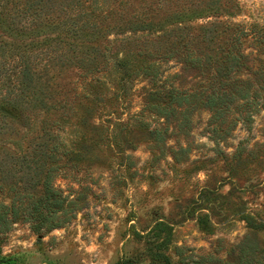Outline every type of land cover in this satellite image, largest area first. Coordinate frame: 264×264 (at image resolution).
Listing matches in <instances>:
<instances>
[{
	"label": "rangeland",
	"instance_id": "rangeland-1",
	"mask_svg": "<svg viewBox=\"0 0 264 264\" xmlns=\"http://www.w3.org/2000/svg\"><path fill=\"white\" fill-rule=\"evenodd\" d=\"M16 1L28 0H4L9 7ZM42 1L40 23L56 19L57 29L50 39L80 47L63 46L48 62L45 53L38 55L41 63L34 80L46 84L50 102L25 103L22 112L3 108L9 116L0 114V145L11 153L0 155V162L10 169L0 170V186L7 193L13 185L14 191L5 198L3 192L0 199L9 203L12 196L22 197L18 203L24 204L27 195L40 193L49 160L37 151L32 168L26 169L19 151L23 148L32 153L40 144V150L47 149L50 138L59 133L83 152L78 162L63 156L53 185L64 196L78 199L79 208L67 206L62 224L50 230L35 231L29 221L14 222L0 237V260L119 264L132 258V264H153L151 256L159 251L170 256L171 264H264V0H222L227 9L236 2L238 7L208 10L193 22L219 25L220 29L227 22L243 24L249 34L239 51L246 58L233 69V88L234 84L245 86L249 96L235 98L220 124L211 110L198 108L190 127L180 126L181 120L173 118L167 122L147 112L141 115L149 79L135 78L120 92L115 75L107 71L97 74L81 56L90 50L100 61L106 47L112 54L127 48L136 52L139 42H121L133 36L130 27H137L134 13L153 14L154 8L156 13L162 10L163 1ZM77 3L94 24L73 34L63 30L60 22L70 20L71 7ZM87 17L81 12L70 23L82 25L81 18ZM8 24V19L0 22V40L11 44L37 41L15 36L6 28ZM24 25L30 26V22ZM114 25L128 29L117 33ZM95 48L101 51L96 53ZM8 51L0 45V59ZM181 68L176 59L164 62L159 83L194 84L195 74ZM208 75L204 72L203 78ZM68 105L74 109V117L65 122L60 114ZM84 116L88 120L81 126ZM150 130L158 131L160 139H154ZM82 135L87 138L83 143L79 141ZM161 222L168 224L166 229Z\"/></svg>",
	"mask_w": 264,
	"mask_h": 264
},
{
	"label": "trees",
	"instance_id": "trees-1",
	"mask_svg": "<svg viewBox=\"0 0 264 264\" xmlns=\"http://www.w3.org/2000/svg\"><path fill=\"white\" fill-rule=\"evenodd\" d=\"M162 1V10L160 9L156 13L155 11L158 10L156 8H154L153 14H149L148 11L141 14L134 13L133 17L136 19L133 20V23L137 27H130L133 36L123 38L121 42H139L140 45L136 52L127 48L112 54L110 48L106 47L105 51L100 53L102 59L98 61V54L91 51V55L88 50V53L81 55L84 59L83 62L90 61L91 68L95 69L97 74L107 71L115 75L117 79L115 85L120 92L121 90L125 91L127 84L135 78L149 79L150 87H144V104L141 113L143 116L147 112L164 117L167 122L173 118L177 122L181 120L180 126L190 127L193 113L203 107L212 111L213 118L219 124L224 123L225 114L223 112L228 110L235 98L246 99L249 96V92L245 93V86L234 84L233 88V69L235 66L243 64L240 62L241 58H246L239 49L242 40L249 33L243 24L237 22L224 23L225 25L221 29L219 25L206 26L193 22L208 10L210 12L223 8L229 11L232 7H238V3L236 2L235 5L227 9L222 0ZM43 6L45 4L42 0H38V3L32 0L16 1L12 2L10 7L4 0H0V22L8 19L9 24L17 26L6 25L12 34L19 38L26 37L38 41H36L37 43L26 41L25 43L13 42L11 44L12 42L0 40V45L9 49L7 55L0 59V114L3 116H9L7 112L3 111V108L6 107L22 112L24 111L22 106L25 103L37 105L50 102L52 96L46 92V84L39 80V83H36L34 80V75L41 63V60L38 59L39 54L45 53L48 62L55 58L63 46L80 47L74 43H63L62 40L50 39L52 32H56L57 29L56 19H48L40 23L43 18L40 12L43 10ZM81 6V3H77L75 8L71 7L72 10L68 16L70 20L60 22L66 32L78 34L77 32L82 26L94 24ZM62 10H65V7ZM81 12L83 16L87 17L81 18L83 24L79 25V21L74 25L71 24ZM229 14L233 15V12L231 11ZM26 22H30V26H25ZM118 22L122 23V20ZM124 28L128 29L122 25L113 27L117 33H123ZM28 29H30L29 32ZM138 31L142 32L141 35L134 36ZM254 31L260 35L256 30ZM55 42L61 43L56 45ZM112 42L114 40H110V43ZM36 50L40 53H34ZM106 50L109 51V55L106 54ZM95 51L97 53L101 50L95 48ZM170 59L180 62L182 71L193 72L197 78L196 82L187 87L174 83H159L162 77L161 65ZM206 71L209 72V75L205 79L203 74ZM96 79L98 80V78ZM67 107L65 106L66 110H63L60 115L65 122H70L74 117V109L70 105ZM87 120V117L84 116L80 119L79 124L83 126ZM141 120L144 122V119ZM60 124L64 126L60 128V132H63L66 130L65 125L63 122ZM149 132L154 136V139H160L158 131L150 130ZM58 134L50 138L52 141L47 149L44 147L40 150V147L43 146L41 144L39 148L36 146L32 153L28 149L20 148L21 164L26 165V169L32 168L31 160L35 158L37 151L45 154L49 163H47L44 179L41 180L40 193L35 192L27 195L24 204L18 203L22 197L17 199L12 196L11 199L9 198V203L0 199V237L6 234L11 229V225L18 220L29 221L35 231L50 230L62 224L61 218L69 211L67 206H72L73 209L79 208L77 207L79 200L64 196L61 190L53 185V179L60 167L59 162L63 161V156L68 157L69 161L78 162L81 160L80 155L83 149L75 148L73 144L66 142L68 137ZM82 136L79 138V141L82 140L81 143L87 141V138ZM5 146L1 143L0 155L11 153ZM0 165L1 171H10L6 163L0 162ZM3 188L0 186V194H3ZM10 191H14L13 185L10 186L9 192H4L3 197H9ZM17 193L20 194L19 191ZM245 218L250 223L248 216ZM159 225H163L165 229L168 226L164 222ZM167 231L168 234L172 232L169 228ZM151 258L153 264H171V258L167 253L157 251L152 254ZM133 261L132 258L124 259L119 264H132ZM0 262L14 264L10 259L0 260Z\"/></svg>",
	"mask_w": 264,
	"mask_h": 264
}]
</instances>
